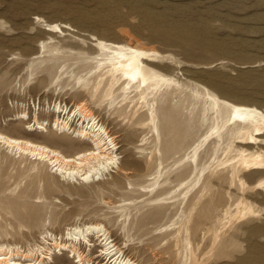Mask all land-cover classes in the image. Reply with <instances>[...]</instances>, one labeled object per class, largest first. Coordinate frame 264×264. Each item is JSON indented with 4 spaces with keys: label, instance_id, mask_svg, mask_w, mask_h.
Listing matches in <instances>:
<instances>
[{
    "label": "rangeland",
    "instance_id": "374dc122",
    "mask_svg": "<svg viewBox=\"0 0 264 264\" xmlns=\"http://www.w3.org/2000/svg\"><path fill=\"white\" fill-rule=\"evenodd\" d=\"M53 22L67 23L76 30L70 34L80 33L87 39L95 35L154 49L170 57L174 69L163 63L164 73L175 70L177 78L190 86L202 84L223 98L248 100L264 107V0H0V131L27 137L16 121H9L16 113L26 110L33 119L37 111L41 120H53L49 111L55 102L72 107L85 100L115 137L119 161H134L128 165L130 174L112 172L100 183L68 186L56 182L51 167L39 164L31 171L0 150V244L28 249L41 244L49 233L62 234L76 222H102L126 256L138 263L181 264L178 234L161 230L178 221L176 211L183 207L179 203L182 196L171 207L150 206L148 201L170 197L164 189L176 186L186 175L172 174L167 187L151 194L149 186L159 167L147 156L151 150L159 154L147 129L135 125L130 114L113 113L114 109L106 105L98 107L79 93L73 81L63 82L62 87L52 83L47 72H42L46 64L38 68L35 63L30 76L32 61L47 58V49L41 53L42 43L55 34L42 28ZM61 36L53 37L59 41ZM71 63L58 62V66L69 67ZM160 105L165 104L159 101ZM200 134L195 130L189 135L175 159ZM145 136L150 137L147 144L142 141ZM49 137L32 136L61 147L69 155L84 147L71 135L53 131ZM163 140L162 150L170 143L168 133ZM142 147L147 151L141 152ZM163 160L165 169L173 164L167 156ZM241 195L227 180L206 193L204 200L214 197L218 205L206 224L200 227L197 220L191 224L190 238L200 258L198 264H264V188L248 190L245 195L261 211L259 216L236 221L213 242L224 207ZM183 236L185 232L179 235ZM91 239L96 244L94 256L100 248ZM48 264L76 263L56 254Z\"/></svg>",
    "mask_w": 264,
    "mask_h": 264
},
{
    "label": "bare ground",
    "instance_id": "6f19581e",
    "mask_svg": "<svg viewBox=\"0 0 264 264\" xmlns=\"http://www.w3.org/2000/svg\"><path fill=\"white\" fill-rule=\"evenodd\" d=\"M42 29L62 36L55 41V35H52L42 43L41 53L47 49V58L32 61L30 76L35 63L38 68L46 64L42 72H47L52 83L62 87L63 82L73 81L80 89L79 93L98 107L106 105L114 109L113 113L130 114L135 125L147 129V135L150 134L159 154L156 156L151 150L147 156L149 162L155 160L159 167L149 186L151 194L158 188L167 187L172 174L186 175L176 186L164 189L165 195L170 197L157 196L148 201L150 206L171 207L178 201L175 199L182 196L179 203L183 207L176 211L178 221L161 230L178 234L176 247L181 264H198L200 261L190 238L191 224L197 220L201 227L210 221L218 204L214 197L208 201L204 197L223 180L232 187L237 186L242 195L224 207L223 218L215 229L214 244L222 230L233 226L236 221L259 216L261 211L245 195L248 190L264 188V107L248 100L223 98L202 84L190 86L177 78L175 70L164 73L162 64L170 66V57L154 49L109 41L95 35L87 39L80 33L70 34L76 30L67 23L53 22L45 24ZM58 62L72 63L66 67V64L58 66ZM55 69L57 71L53 73ZM170 69L173 70V66ZM159 101L165 105L159 106ZM53 106L49 111L54 115L53 120H41L37 111L30 119L26 110L9 119L16 121L27 137L0 131V150L5 157L13 156V161L31 171L37 170L39 164L47 165L54 171L56 182L68 186L100 183L112 172L130 174L128 165L134 161L129 158L119 161L115 137L100 123L85 100L72 107L59 101ZM195 130L201 134L182 156L175 159ZM53 131L71 135L84 147L69 155L59 146L32 138L39 134L49 137ZM166 133L170 143L162 150ZM149 138H143L144 144ZM49 140L54 141L50 137ZM146 149L142 147L140 151L146 152ZM164 156L173 159L167 169ZM255 177L257 180L250 184L249 180ZM229 198L233 200L231 193ZM176 224H179L177 228ZM182 232L185 236L180 238ZM49 236H44L41 244L28 249L1 243L0 264H48L56 254L72 258L76 264H140L126 256L102 222H76L66 227L62 234L49 233ZM91 238L100 248L94 256L96 244ZM94 258L102 260L98 262Z\"/></svg>",
    "mask_w": 264,
    "mask_h": 264
}]
</instances>
